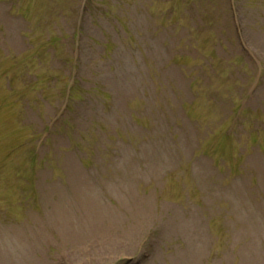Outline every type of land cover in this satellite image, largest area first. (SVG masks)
<instances>
[{
	"label": "rangeland",
	"instance_id": "rangeland-1",
	"mask_svg": "<svg viewBox=\"0 0 264 264\" xmlns=\"http://www.w3.org/2000/svg\"><path fill=\"white\" fill-rule=\"evenodd\" d=\"M0 264H264V0H0Z\"/></svg>",
	"mask_w": 264,
	"mask_h": 264
},
{
	"label": "trees",
	"instance_id": "trees-1",
	"mask_svg": "<svg viewBox=\"0 0 264 264\" xmlns=\"http://www.w3.org/2000/svg\"><path fill=\"white\" fill-rule=\"evenodd\" d=\"M71 76H70V78H69V81H68V84H67V86H66V89H65V94L68 96V99H71V98H73L74 97V95H75V93H76V87H77V85L78 84H72L71 85ZM57 81H58V79H57ZM75 83H76V81H74ZM67 89L69 90V91H67Z\"/></svg>",
	"mask_w": 264,
	"mask_h": 264
},
{
	"label": "bare ground",
	"instance_id": "bare-ground-1",
	"mask_svg": "<svg viewBox=\"0 0 264 264\" xmlns=\"http://www.w3.org/2000/svg\"><path fill=\"white\" fill-rule=\"evenodd\" d=\"M95 231L101 232V229H98L97 227H92L90 229V235L93 234Z\"/></svg>",
	"mask_w": 264,
	"mask_h": 264
}]
</instances>
